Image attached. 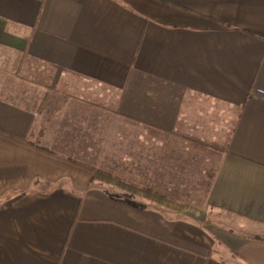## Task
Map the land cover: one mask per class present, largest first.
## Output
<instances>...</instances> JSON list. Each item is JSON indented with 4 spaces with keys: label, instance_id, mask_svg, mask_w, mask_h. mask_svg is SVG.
Returning <instances> with one entry per match:
<instances>
[{
    "label": "crops",
    "instance_id": "crops-1",
    "mask_svg": "<svg viewBox=\"0 0 264 264\" xmlns=\"http://www.w3.org/2000/svg\"><path fill=\"white\" fill-rule=\"evenodd\" d=\"M13 55L109 113L31 105ZM193 174L240 233L159 191ZM0 264H264V0H0Z\"/></svg>",
    "mask_w": 264,
    "mask_h": 264
},
{
    "label": "rangeland",
    "instance_id": "rangeland-1",
    "mask_svg": "<svg viewBox=\"0 0 264 264\" xmlns=\"http://www.w3.org/2000/svg\"><path fill=\"white\" fill-rule=\"evenodd\" d=\"M14 57V58H13ZM12 61L9 59L7 61L8 65V72H11L12 75L4 77L3 83L6 86H9V89L15 90L16 87L20 85V88L23 87V85L28 84V80L30 82H33L34 85H30L28 88L31 90L30 92L33 93V99L31 102V105H39V107H43L45 105V102H48V99L50 100L51 107H54L53 111H51L50 116H60L63 115L66 111L65 109L67 107H70L74 109V105L76 104L74 101V98H78L82 100L80 102L81 106H83V109H85V115L90 116L99 115V110H103V114H108L106 112V109L103 108V105L98 104L99 102H92L91 96L95 92L94 90L89 88V85L85 82L82 83L79 79L66 75L64 77L59 76V72L55 70L52 67H49L48 65L39 62L27 59L25 55H20L18 59L16 60L15 64V56L13 55ZM15 69L18 72L19 75H16L15 77ZM81 84L85 85L84 89L82 88ZM6 95V94H5ZM12 96H15V93L11 94ZM84 98L88 99L83 100ZM64 100V101H63ZM66 102H71L68 105H66ZM79 104V105H80ZM42 105V106H41ZM94 105V109L91 107ZM50 106V105H48ZM47 107V106H45ZM62 107H65L64 109H61ZM70 108H67L69 110L70 115L73 113V116L76 115L75 110H72ZM63 113V114H62ZM69 115V116H70ZM207 150V149H206ZM106 176L110 177V181L114 180L115 182H122L121 185H115V189L117 190H125L124 181H126L125 175L127 178H132L133 181H135L137 186L139 187V181H140V174L139 173H133V174H124V173H115V174H104ZM197 175V174H195ZM193 174L191 178L185 180L183 183H181V186L179 189L176 188H170V189H164L159 190L162 192H167L171 197H174L173 200L179 202L182 201H188L181 206L178 204L179 207H182L183 209L192 208L195 209L194 211H197L198 214H204L205 215V225H209L210 229L216 233L219 230H224L225 232H228L227 230H234L236 233H240V228L236 225V222L231 220V215L225 213L224 211H219L215 209L211 204L208 203V194H209V182L205 183L199 182L200 180V174H198L196 177ZM200 176V177H199ZM202 178V177H201ZM191 180V181H190ZM144 191H153V190H144ZM138 192V190H137ZM181 195V197L178 194ZM177 195L180 197V199H177ZM169 199V198H168ZM190 203V204H189ZM169 213L175 215L176 213L178 216L187 217L188 215L185 211H179L177 209L176 205H170L166 206Z\"/></svg>",
    "mask_w": 264,
    "mask_h": 264
}]
</instances>
